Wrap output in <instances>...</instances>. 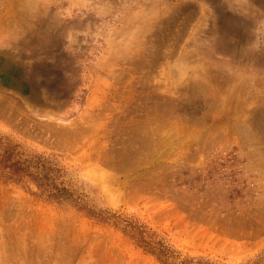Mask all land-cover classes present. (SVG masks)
I'll list each match as a JSON object with an SVG mask.
<instances>
[{
    "label": "rangeland",
    "instance_id": "374dc122",
    "mask_svg": "<svg viewBox=\"0 0 264 264\" xmlns=\"http://www.w3.org/2000/svg\"><path fill=\"white\" fill-rule=\"evenodd\" d=\"M0 138V264H264V0H0Z\"/></svg>",
    "mask_w": 264,
    "mask_h": 264
},
{
    "label": "trees",
    "instance_id": "16d2710c",
    "mask_svg": "<svg viewBox=\"0 0 264 264\" xmlns=\"http://www.w3.org/2000/svg\"><path fill=\"white\" fill-rule=\"evenodd\" d=\"M20 145H11L9 141L0 138V175L7 181L29 184L33 183L38 188L40 195H45L49 199H73V193L66 186L64 181H58L57 175L54 173L56 167L47 159H42L41 156L35 159V156L30 158L23 157V152L19 150ZM94 214L93 212H91ZM147 244V241H143ZM153 253L159 258L165 257L166 253L163 250ZM202 259H185L181 260L180 264H210L203 262Z\"/></svg>",
    "mask_w": 264,
    "mask_h": 264
}]
</instances>
